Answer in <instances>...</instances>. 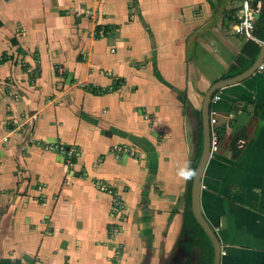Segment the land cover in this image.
I'll list each match as a JSON object with an SVG mask.
<instances>
[{"label":"crops","instance_id":"obj_1","mask_svg":"<svg viewBox=\"0 0 264 264\" xmlns=\"http://www.w3.org/2000/svg\"><path fill=\"white\" fill-rule=\"evenodd\" d=\"M239 1L0 0V264L190 263L177 173L205 92L244 70ZM215 93L202 211L220 264H264V69Z\"/></svg>","mask_w":264,"mask_h":264},{"label":"water","instance_id":"obj_2","mask_svg":"<svg viewBox=\"0 0 264 264\" xmlns=\"http://www.w3.org/2000/svg\"><path fill=\"white\" fill-rule=\"evenodd\" d=\"M258 17H259V12L257 11L255 13V19H258ZM263 56H264V37L259 46L258 53L249 67H247L246 69H244L243 71H241L240 73L234 76L217 80L208 88V90L205 92L203 96L200 107L202 143H201V150L198 156V160L194 168L195 175L192 177L190 181L189 200H190L191 214L210 242L211 260L208 261L207 259L202 258L200 263H192V264H220L221 245L214 229L208 223V221L206 220L203 214L201 207V200H200L202 176L206 164L211 156L210 125H209V110L211 106V98L215 92L221 90L226 86L241 82L247 77H249L251 74H253L257 70V67L260 64ZM205 260L206 262H204Z\"/></svg>","mask_w":264,"mask_h":264},{"label":"built area","instance_id":"obj_3","mask_svg":"<svg viewBox=\"0 0 264 264\" xmlns=\"http://www.w3.org/2000/svg\"><path fill=\"white\" fill-rule=\"evenodd\" d=\"M237 6H238V15L235 21L232 23L231 26L232 32L235 35L241 36L246 40H252L260 45L262 41L257 39L253 34V31L255 29V21H256L255 13L257 12L260 4L254 5L251 3L250 0H240ZM263 69H264V56L257 67V70L259 71ZM219 99H220V94L215 93L212 96L211 103H215L219 101ZM209 125H210V152L214 153L218 148V138H217V133L215 131V126L217 125V112L214 110L209 111ZM43 148L46 151H51L61 154L64 157L67 165L70 164V160L75 155L74 149L70 147H66L65 145H62L60 143L45 144L43 145ZM114 150L120 155H129L132 157L137 156V151H135L131 147H125L120 145V146H115ZM100 187L103 191H108V192L111 191L109 187H106L102 183H100ZM112 202H113L112 209L114 211L119 212L124 208L123 201L121 200L119 195H115ZM113 234L114 232L112 229L110 236H112Z\"/></svg>","mask_w":264,"mask_h":264},{"label":"trees","instance_id":"obj_4","mask_svg":"<svg viewBox=\"0 0 264 264\" xmlns=\"http://www.w3.org/2000/svg\"><path fill=\"white\" fill-rule=\"evenodd\" d=\"M255 2V1H254ZM261 4L258 8L259 10V17L255 21V29L259 31V34L256 32L255 29L253 31L254 36L257 39H261V36L264 32V0H260ZM254 4V3H253ZM259 46L256 42L252 40H247L246 45L243 48L241 57L237 58V62L240 64L239 67H235L236 65H233L231 67L232 74L237 73L247 67H249L252 62L254 61L257 52H258ZM219 103L215 102L211 104L210 110L219 111ZM195 115L198 117L197 121V134L195 136L196 140V151H195V158L194 162L191 165V169L194 170L196 162L198 160V156L201 150V143H202V134H201V122H200V113L199 111H195ZM217 126V125H216ZM215 126V131L217 133V138L219 142L220 133L223 131L222 128H217ZM190 180H188L187 188H186V194H185V206L182 214V224H181V232L184 233L187 237H190L194 240V245L198 247L200 250V256L203 259H207L208 261L211 260V245L206 237V235L203 233L202 229L199 227V225L194 220L191 211H190V200H189V190H190ZM204 255V257L202 256Z\"/></svg>","mask_w":264,"mask_h":264},{"label":"flooded vegetation","instance_id":"obj_5","mask_svg":"<svg viewBox=\"0 0 264 264\" xmlns=\"http://www.w3.org/2000/svg\"><path fill=\"white\" fill-rule=\"evenodd\" d=\"M175 247H176V249L178 248V250L180 248V249H183L185 251L186 250L192 251L190 254L192 256H189L190 263H188V264L196 263V261H199L198 263L201 262L200 250L198 249V247L196 245H194V240L192 238L187 237L186 235L179 236V238L177 239ZM193 251H195V254L193 253Z\"/></svg>","mask_w":264,"mask_h":264},{"label":"clouds","instance_id":"obj_6","mask_svg":"<svg viewBox=\"0 0 264 264\" xmlns=\"http://www.w3.org/2000/svg\"><path fill=\"white\" fill-rule=\"evenodd\" d=\"M177 175L183 180H190L195 175V170L191 169L190 166H185L178 171Z\"/></svg>","mask_w":264,"mask_h":264},{"label":"rangeland","instance_id":"obj_7","mask_svg":"<svg viewBox=\"0 0 264 264\" xmlns=\"http://www.w3.org/2000/svg\"><path fill=\"white\" fill-rule=\"evenodd\" d=\"M195 121H197V118H195ZM192 124L193 125H191L192 127H191V129H193V135H194V138H195V136H196V134H197V123H193L192 122ZM189 132H190V135L192 136V131L191 130H189ZM194 143V148H195V146H196V140L195 139H193L192 137H191V140H190V146L192 147V144ZM192 149V148H191Z\"/></svg>","mask_w":264,"mask_h":264}]
</instances>
